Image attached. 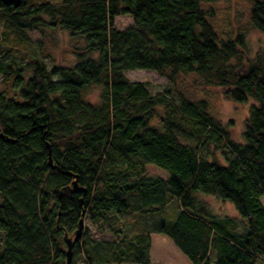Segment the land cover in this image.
<instances>
[{
  "label": "trees",
  "instance_id": "1",
  "mask_svg": "<svg viewBox=\"0 0 264 264\" xmlns=\"http://www.w3.org/2000/svg\"><path fill=\"white\" fill-rule=\"evenodd\" d=\"M219 1L23 0L19 9L0 1V48L45 28L85 41L77 66L48 70L31 59L20 100L0 92V264H67L65 238H75L82 219L73 264H152L153 233L170 237L193 264L260 263L264 54L246 60L243 35L220 41L203 7ZM125 16L133 24L116 29ZM251 22L264 33V0H254ZM135 70L172 84L195 74L227 100H254L245 143L232 139L206 100L153 95L126 77ZM93 87L102 88L99 105L85 98ZM149 165L169 178L149 177ZM198 193L232 204L243 224L213 215ZM173 200L179 215L169 226ZM155 217L162 221L153 230L146 220Z\"/></svg>",
  "mask_w": 264,
  "mask_h": 264
},
{
  "label": "rangeland",
  "instance_id": "2",
  "mask_svg": "<svg viewBox=\"0 0 264 264\" xmlns=\"http://www.w3.org/2000/svg\"><path fill=\"white\" fill-rule=\"evenodd\" d=\"M203 7L209 13H212L211 22L219 35L220 41L243 35L245 39V52L243 55L246 60H254L259 54H264V33L255 29L251 22L254 0H220L216 3L204 4ZM132 24L131 17H119L116 19L115 27L118 30H125ZM25 34L23 37L9 38L7 42L1 43L0 48V66L10 67L5 73H0V92L6 93L10 98L17 101L20 100L22 85L28 83L34 74V70L29 67L31 59L45 63L48 70L56 66L74 67L80 62L76 52L85 45L83 39L73 38L62 29L45 28L42 31H27ZM126 77L132 82L149 85L153 95L158 92H169L177 100L180 96H185L195 102L206 100L211 114L229 129L232 139L240 144L245 143L246 121L252 107L257 105L254 100H250L246 104L227 100L223 96L222 89L208 86L202 78L195 74L180 76L175 84L153 71H128ZM60 79V76L54 78L55 81ZM101 92V87H93L85 93V98L91 104L99 105ZM159 114L164 115V108H159ZM152 125L159 127L160 121L156 119ZM186 143L194 145V143ZM210 160L213 159L210 158ZM217 160L222 165H226L221 152L217 154ZM146 170L149 177L165 180L169 178V173L166 170L153 165L147 166ZM197 198L207 205L213 215L219 218H233L240 225L243 224L232 204L201 193L197 194ZM262 202L264 204V197ZM166 212L165 224L170 226L179 215L178 201H171ZM128 220L129 217L126 221L128 222ZM146 221L149 228L156 229L162 220L155 217ZM90 227L94 229L93 226L90 225ZM94 239L99 240L100 237L95 235ZM152 239V264H193L167 235L153 233ZM259 264H264V257Z\"/></svg>",
  "mask_w": 264,
  "mask_h": 264
},
{
  "label": "water",
  "instance_id": "3",
  "mask_svg": "<svg viewBox=\"0 0 264 264\" xmlns=\"http://www.w3.org/2000/svg\"><path fill=\"white\" fill-rule=\"evenodd\" d=\"M2 3H4L6 6H13L15 7L16 9H19L22 5V2L23 0H0ZM5 138V135L4 133L2 132V130L0 129V140ZM50 148V146H49ZM50 163L51 165H53V160H52V157H51V154H50ZM74 188L75 190L79 191V190H82L79 188V184H78V177H76V181L74 182ZM84 229H85V221L84 219L81 220L80 222V227L76 233V236L74 239L72 238H69L68 236H66L65 238V241L68 245V251H67V264H73V251H74V247H75V244L77 242H79L82 237H83V233H84Z\"/></svg>",
  "mask_w": 264,
  "mask_h": 264
},
{
  "label": "crops",
  "instance_id": "4",
  "mask_svg": "<svg viewBox=\"0 0 264 264\" xmlns=\"http://www.w3.org/2000/svg\"><path fill=\"white\" fill-rule=\"evenodd\" d=\"M151 256H152V253H151ZM152 263H153V261H152Z\"/></svg>",
  "mask_w": 264,
  "mask_h": 264
}]
</instances>
